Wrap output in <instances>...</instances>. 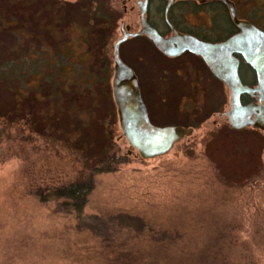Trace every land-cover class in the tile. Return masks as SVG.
Wrapping results in <instances>:
<instances>
[{
	"label": "rangeland",
	"instance_id": "rangeland-1",
	"mask_svg": "<svg viewBox=\"0 0 264 264\" xmlns=\"http://www.w3.org/2000/svg\"><path fill=\"white\" fill-rule=\"evenodd\" d=\"M104 1L103 13L109 8ZM41 7V0H0V15L15 17L18 28L25 24L28 36L22 41L24 31L0 30V264H264V131L231 127L227 86L218 84L216 103L188 107L192 116L201 113L197 119H187L177 101L171 104V114L156 120L182 121L194 127L193 136L163 156L143 159L120 128L113 41L98 46L100 54L83 47L87 24L77 14L72 38L51 46L48 37L41 39ZM214 7L221 40L236 27L224 5ZM262 11L264 0H237L239 19L264 30ZM133 21L139 24L135 13ZM119 25H110L117 36ZM37 43L62 57L63 100L53 87L44 101L34 88L37 79L29 90L23 85V65ZM122 52L141 74L150 102L157 66L151 49L125 46ZM17 98L26 104L15 111ZM88 180L93 190L81 214L55 198L57 189Z\"/></svg>",
	"mask_w": 264,
	"mask_h": 264
},
{
	"label": "flooded vegetation",
	"instance_id": "flooded-vegetation-1",
	"mask_svg": "<svg viewBox=\"0 0 264 264\" xmlns=\"http://www.w3.org/2000/svg\"><path fill=\"white\" fill-rule=\"evenodd\" d=\"M79 1L80 0H41L42 7L39 10L43 18L41 19L42 24H40V31L44 32V34L41 32V39L46 40L48 37V39L51 40V44L54 46L56 41L60 39H71L74 30H72V28L77 24ZM88 1L91 12L89 15L90 21L89 25H86L88 30L86 29V31L82 33L81 38L84 41L81 45H83V47L84 45L88 47H105L110 45L113 41L115 49V46L120 44V59L129 66L137 76L141 95L153 125L158 127L181 126L187 128L182 124V121L180 122L179 120H173V122L164 124L156 120V118L160 117L162 114L164 115L166 113V115H170L171 104H176V101L178 102L177 105L180 108V112L183 113V108L186 109L184 114L187 115V119H197L201 116V113H194L193 116L190 115V110L188 111L189 106L195 105L197 109L198 105L205 107L208 103H216L217 96L220 94L218 84H225L212 73L202 57L190 51H185L182 55L177 57L166 55L158 49L152 39L144 33L142 22H146V26L150 30L155 31L165 40L175 38L178 34L180 36L195 38L204 43L216 44L233 37L239 32L238 28L231 20L228 7L223 2L218 0H107L109 2V8L104 11V16L102 18L106 26V32L102 34L105 28L99 30L101 33L93 29L95 25L93 12L95 16L97 9L94 8V0ZM230 1L233 2L232 0ZM233 3L235 4V2ZM221 5H225L228 19L236 29L228 37L220 40L217 38V33H219V29H221V27L217 25L219 18L216 17L213 10L216 9L214 6L221 8ZM235 6L237 10V5L235 4ZM92 7L96 11H94ZM134 13L138 18L139 24L133 21ZM96 15H98V13H96ZM207 15L210 19H208L209 23L206 25ZM49 21L51 22L46 23ZM118 24L120 25L119 35L117 36L114 34L115 30L111 31L110 25H113V28H115V25ZM9 28L16 29L17 31H24L25 33L20 32L22 35V37L20 36L22 38L20 40H28L26 39L28 36L24 30L25 24L21 28H18L17 19L15 17L10 14H1L0 30L7 31ZM125 46L147 47L151 49L149 59L152 61L153 67L154 65L157 66L152 69L151 72L155 80L151 85L150 102L144 94L141 74L123 58L122 47ZM236 58L239 60V75L242 72L250 77L249 81L245 83L240 75L242 83L250 87H257L258 80L254 69L245 62L242 56L236 55ZM213 95L214 97H211ZM258 101L256 96L248 94H244L241 97L243 105L259 103ZM218 109L219 108H217V110ZM182 113H180V115L183 116ZM221 116H224V114H220V118ZM189 128L194 129L192 126Z\"/></svg>",
	"mask_w": 264,
	"mask_h": 264
},
{
	"label": "water",
	"instance_id": "water-1",
	"mask_svg": "<svg viewBox=\"0 0 264 264\" xmlns=\"http://www.w3.org/2000/svg\"><path fill=\"white\" fill-rule=\"evenodd\" d=\"M229 9L231 20L239 32L216 44L204 43L192 37L176 35L165 40L142 22L144 33L163 53L170 57L190 51L205 61L212 73L230 90V110L225 114L235 130L245 128L264 131V30L252 22L237 17L236 6L230 0H218ZM119 45L114 49V75L112 93L122 133L131 148L143 159H152L167 154L180 140L191 137L193 128L181 126L158 127L151 123L143 101L138 78L119 56ZM242 56L257 75V87L242 83L239 75V60ZM244 94L256 96L259 103L243 105ZM224 116H221L223 118Z\"/></svg>",
	"mask_w": 264,
	"mask_h": 264
},
{
	"label": "trees",
	"instance_id": "trees-1",
	"mask_svg": "<svg viewBox=\"0 0 264 264\" xmlns=\"http://www.w3.org/2000/svg\"><path fill=\"white\" fill-rule=\"evenodd\" d=\"M235 4L237 5V0H233ZM89 1L88 0H80L78 3V16H81V18L85 21L87 25H89V16L90 15V7H89ZM95 5H98V9L96 13H99V18L94 20L95 25L94 29L96 30H102L104 27V21L102 20L104 13L102 12L103 8H106V3L104 0H94ZM85 4V5H84ZM225 7V5H224ZM95 13V15H96ZM262 14L264 12L262 11ZM87 15V17H86ZM256 18H258V15H255ZM250 21H253L254 23L257 24L254 20L250 19ZM252 22V23H253ZM255 24V25H256ZM258 25V24H257ZM261 27V26H260ZM263 29V28H261ZM54 38V37H53ZM39 40V39H38ZM54 42V41H52ZM37 48L39 50V55H35L37 53V48L36 49H31L32 53H28L27 56L30 58L28 61L24 62L25 64L23 67L25 68L26 71L25 73V80L24 84L25 87L29 90L31 87L29 82L31 79H37L38 83L34 85V88H36L37 93L44 97V101L46 100H51L52 96V88L54 87V90L56 92L54 93L55 98L59 100H63L66 98V83L67 81V76L64 75V68L60 64L62 57L60 59V56H54L51 54V51H45L41 48L39 43H37ZM51 46H54L50 44ZM97 49V53L100 54V52H103V48L95 47L94 50ZM105 61V60H104ZM62 63V62H61ZM98 67V72L99 75L103 73L102 67L100 65H95L93 67V70H96ZM107 67L109 69L108 63ZM98 75V76H99ZM107 83L110 81V76L109 78L107 77L104 79ZM71 87L74 88V84H71ZM89 86H86L85 88V93L89 92L88 89ZM51 89V90H50ZM64 89V90H63ZM46 91L49 92V94H46ZM61 91H64L63 93ZM62 94V96H60ZM81 95V94H80ZM108 96L111 97V92L109 89ZM49 98V99H48ZM58 101L56 103V120H57V111L59 112V115H61V110L58 109ZM51 102V101H50ZM49 102V103H50ZM26 104L25 98L21 99H16L15 103V111L19 109V106ZM24 113L28 112L26 109L22 108ZM23 120V119H21ZM84 127H88L87 125ZM93 190V181L88 180V181H78L75 183H72L68 186L62 187L60 189H57L54 193V196L56 199H61L66 202V204H69V206L78 214H81L86 206L87 199L89 195L91 194Z\"/></svg>",
	"mask_w": 264,
	"mask_h": 264
}]
</instances>
